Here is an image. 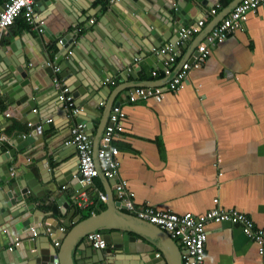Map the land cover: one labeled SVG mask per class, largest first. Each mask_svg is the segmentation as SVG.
<instances>
[{
    "label": "crops",
    "instance_id": "crops-1",
    "mask_svg": "<svg viewBox=\"0 0 264 264\" xmlns=\"http://www.w3.org/2000/svg\"><path fill=\"white\" fill-rule=\"evenodd\" d=\"M138 1L150 9L147 14L137 7L139 13L135 12L131 0H39L35 2L33 24L20 16L0 36V53L4 55L3 50L10 53L8 60L12 66L22 70L23 65L22 73L27 71V76L38 82L31 94L39 100L35 112L16 111L11 116V109L0 97V175L10 180L4 183L0 179V206L9 205L8 184L14 188L19 182L18 189H21L27 175L37 180L40 196L10 204L12 216L6 219L10 220L9 228L0 227L2 250L13 249L19 242L15 248L19 254L24 252L21 248L24 243L18 234L34 228L35 239L43 240L41 245L53 252L59 245L49 240L44 223L56 227V236L67 230V239L88 219L104 211L111 198L118 204L117 209L126 213L117 201L115 185L108 184L103 176H98L91 186L81 185L76 150L66 145L76 119L69 117L68 121L55 88L50 87L53 77L64 83L71 97L73 93L78 94L76 102L86 98L90 85L93 88L97 83L100 85L102 90L96 98L101 104L83 117L87 121L93 119L92 129H85L92 141L95 161L105 123H108L107 115L102 117L105 107L102 104L114 102L113 108L119 107L125 113L124 130L114 142L119 150L117 180L126 181L134 193L136 206L176 214H201L213 208V200L217 199V207L246 214L255 228L264 232V8L248 15L241 29L217 44L201 68L191 69L180 91H165L160 103L152 99L130 103L127 96L131 90L166 86L183 62H191L210 26L230 4L221 7L222 0H217L212 6L206 0L210 7L196 12L192 7L195 0H186V16L194 24L211 9L216 14L207 15L201 31L177 50L171 75L164 76L157 67L158 62L152 70L157 77L147 76L140 70L132 72L136 77L133 78L129 74L132 66L137 67L146 46H150L147 36L152 27L146 19L152 17L154 27L165 20L158 5ZM3 4L4 0H0V8ZM124 22L135 31L130 33ZM177 33L175 28L161 30L160 47L173 42ZM61 40L69 51L66 48L60 54L59 49L64 48ZM131 50L137 59L129 58ZM151 50L145 53L148 59L153 56ZM109 57L130 65L109 77ZM94 60H100L104 70L93 66ZM125 70L129 73L123 76ZM6 73L7 66L0 61V95L10 82ZM45 110L50 122L45 121L47 130L42 131L39 139L38 134L31 135V122L38 119L43 124L38 113L45 115ZM27 117L31 122L26 123ZM6 162L10 164L8 171L3 170ZM83 192L89 200L81 206ZM99 193L105 195V202L98 198ZM29 218L34 222L17 234L15 225ZM124 221L120 225L132 227L133 222ZM38 230H44L47 235H39ZM72 240L74 246L82 243L80 235ZM26 241L29 245L33 240L28 237ZM179 248L182 252L180 245ZM98 257L94 254L93 258ZM104 257L113 259L112 264L135 262L116 251ZM9 263L25 264L26 260ZM204 264H264V255H259L256 245L240 228L227 223L210 224Z\"/></svg>",
    "mask_w": 264,
    "mask_h": 264
},
{
    "label": "water",
    "instance_id": "water-1",
    "mask_svg": "<svg viewBox=\"0 0 264 264\" xmlns=\"http://www.w3.org/2000/svg\"><path fill=\"white\" fill-rule=\"evenodd\" d=\"M38 1L39 0H35L36 3ZM131 1H133V4L135 6V8L133 6L131 8L135 12L137 11L136 10L137 8L141 9L143 14H147L149 12L150 9L147 10V8L144 7L143 4H140L138 0H131ZM144 1H146L148 4L158 5L161 8V14L163 15L165 20H163L161 24L154 27L153 23L151 22L153 18L149 17L150 20L146 19V23L149 25V27H152V31L150 30L148 31L149 36H147L148 34L146 35L149 39L150 46H146V49L143 51L142 56H140L141 61L138 63L137 67L132 66V71L130 73L127 70H125L123 72V76L129 73L131 74V76H133V78H136L134 77L135 75H133L132 72L137 73L140 70H143L145 74L149 76L151 74V71L155 68L158 62L159 64L157 65V67L162 69L163 57L155 56V55L151 56L149 59L145 57V53L150 51V49H153L156 46L160 47L161 43H163L160 34L161 30L167 29L169 31H172L175 28L177 29V31H179L181 28L185 26H190L194 24V22L189 20V18L186 16L187 8L184 5V2L186 0H144ZM209 1L212 4V6L217 4V0H209ZM238 3H239L238 0H232L230 4L222 11V15L218 19H216L215 22L210 26V30L213 29L218 24V22L224 19ZM192 7L196 12H200V11L202 12L206 7H210V5H208V2H206V0H195V2L192 4ZM137 13L139 12L137 11ZM124 24L129 28L130 33H133L135 31V28L133 30L131 28V25H129L127 22H124ZM59 29L62 30V28L60 27ZM155 42H157L158 44L156 45ZM60 45L64 47L59 49V53L61 54L63 50L67 48V46L65 45V42L63 40H61ZM67 51H69L68 48ZM2 53L4 55L0 53V61H2L3 64L7 66L6 74L10 79V82L7 85V87L1 91V95H0L1 99L4 101L5 105L11 109L9 110L11 111L10 112L11 116L12 113L15 114L16 111L20 113L22 112V114L31 113L32 111L35 112L36 106L39 104L38 103L39 100L37 99V97L35 98V96L31 94V92L33 91L32 90L33 86L38 85V82L32 81L31 77L27 76V74H29L27 71L26 73H22V70H25V67L23 65H21L22 70H20L16 65H14V67L12 66L11 62L8 60V55L10 53L6 51L4 52V50ZM131 53L132 55L130 53L128 54L129 58L137 59V57L135 56L136 54L132 50ZM58 58L60 59V57ZM58 60L55 63H57ZM109 60L111 61L109 62V65L107 64L109 66L108 67L109 77L115 75L117 71L119 69H122L124 66L130 65L128 63L126 64V62L121 63L120 61L111 57H109ZM93 66H95L97 69L101 68V70H104V65L100 64V60H94ZM49 73L47 72L48 76ZM45 82L47 83L48 86V82L46 80ZM97 84H96V88H93V85H90L89 86L90 90L88 91V89H86L88 95L86 96L85 99L79 102H76L79 99L78 94L77 93L72 94V97L74 99V103H73L74 108L82 109L78 114H76L74 119H76V123L84 124L87 130L92 129L93 119L89 118V120L87 121L83 117H87V115H90V112L92 110H95L97 105L101 104V100L99 101V99L96 98V95L102 89L100 88V85ZM50 87L54 89L53 84ZM55 93H56V97H58L59 91H57V89H55ZM102 105L105 106L102 117H104L105 115L109 117L110 111L114 107L115 103L114 102L108 103L105 101L104 104ZM43 113H45V115L38 113V116L43 118L44 120L43 124L39 122L38 119L35 122L33 121L31 122L30 118L28 117L26 118V123L31 122L32 124L31 135L34 136L38 134L39 139L42 138V131L47 130L46 128L47 125L45 123V121H47L46 118L47 111L45 110V112ZM82 113H84L85 116H83ZM65 115L67 116L68 121L70 122V118L68 117L67 111H65ZM106 124L107 121L105 123V126ZM10 154L12 155V153ZM4 165L5 166L3 170L8 171V168H10L9 162H6ZM0 179L4 183L7 182L9 183L10 181L7 180L6 177L1 175H0ZM24 179H25L23 184L24 187H22L21 189H18V186L20 184L19 182L16 183V186L14 188L13 186H10V184H8L7 186V191L9 192L7 195L8 197L7 199L9 200V205H6L5 207L3 205L0 206V227L1 226L3 228L5 227L4 230L9 228V226L7 225L10 220L6 221V219H10V217L12 216L11 215L12 213L10 212V204L13 205L16 200L23 201L29 196H31L34 199L36 197H40L37 194L39 191V186H37V180L33 179L32 175H27L25 176ZM105 180L107 181L108 184L111 185L112 184L115 185L116 183L115 179L111 181V179L105 178ZM5 189L6 188L4 187L3 191ZM11 201H13V203ZM117 205L118 204H115L113 199L111 198V203L109 202L107 203L106 209L104 211L88 219L84 225L78 227L75 231H73L69 235V238L67 239L65 237V235L68 236L69 234L67 230H65L62 235L56 236V232H55L56 227L53 225H48V222L44 223L45 230L46 229L48 230L47 233L49 235V240L53 241L54 243H58L59 245V247L55 248L53 252H48V250L45 249V246L41 245V243L44 242L43 240H38L34 238V240L31 241L32 243H29L28 245V241L26 240L28 237L32 236L30 229L28 230V232H25L24 234H18L21 230H23L28 225H31L34 222L33 218H29L28 220L22 222L20 225H15V229L18 234V237H20V239L24 243V245L21 243V248L25 251L20 253L21 254L20 255L15 247L12 250H2V248H0V264H10L9 262L11 261L13 262V260L14 262L15 261L21 262L23 259L26 260L25 264H81V262L84 264H100L103 261H107V262L111 261L110 263H113L114 261L113 259L104 257V254H111L113 251L132 257L131 259H129L135 261L132 264H182L180 257L181 251L178 242L170 239V237L166 235L164 231L159 230L156 226L138 220L132 215L126 214L118 210ZM5 208H7L8 210L5 211ZM124 220L127 221L130 220V222H133L132 227L129 226L128 228H126L123 225H120L121 222L126 223V221ZM98 230L106 232L104 234V238L107 242L108 248H106L104 251L93 250L91 244L87 241V239H83V237H86L87 234ZM47 233L44 230L42 232H39L38 230V234L41 236L47 235ZM81 234H83V237H81ZM75 235L76 236L80 235V240H82V243L76 246H74L75 241L72 240ZM8 238L9 236L7 235V239ZM44 239H46L47 241L46 237ZM8 242H11V238ZM174 248L176 250V253L175 251L173 252ZM157 251H159V254L157 253ZM94 254H96L99 257L93 258Z\"/></svg>",
    "mask_w": 264,
    "mask_h": 264
},
{
    "label": "built area",
    "instance_id": "built-area-1",
    "mask_svg": "<svg viewBox=\"0 0 264 264\" xmlns=\"http://www.w3.org/2000/svg\"><path fill=\"white\" fill-rule=\"evenodd\" d=\"M260 8H264V0H241L224 19L205 35L203 41L196 47L193 60L183 62L166 86L133 89L128 93V102L135 103L139 100L152 99L155 103H160L164 98L165 91L171 93L180 91L184 87L191 69L201 68L210 56L212 49L217 44L224 42L235 31L241 29L247 21L248 15L256 14ZM215 14L216 10L211 9L207 15L214 16ZM207 15L203 16L197 23L181 28L173 42L152 49L153 55L163 57V68L161 70L164 76L171 75L176 62L177 50L184 46L193 35L201 31L205 25ZM20 16L28 24L34 23L35 0H4L3 7L0 8V36ZM151 75L157 77L156 71H152ZM51 81L54 88L59 91L57 100L64 111L68 112V117L74 118L80 112V109L74 108L73 99L69 95L68 89L56 77H53ZM125 116V113L119 107L113 108L109 114L108 123L103 129L100 145L96 152V161L92 141L85 126L81 123L71 126L70 139L66 142V145H72L76 150L81 185L91 186L93 181L100 175L106 179H115V194L123 210L141 221L156 226L173 241L178 242L182 247V264H204L207 226L210 224L227 223L240 228L243 235L256 245L259 255H264V232L256 229L254 223L246 214L233 209L224 210L217 207V199L213 200L215 205L213 208L201 214L190 212L176 214L170 211H158L149 207L136 206L134 193L128 189L126 181L117 180L119 175V150L114 142L116 137L124 130ZM46 122H50V120ZM1 138L4 139L3 136ZM80 198L79 204L81 206H84L89 200L84 192L80 195ZM98 198L102 202L106 201L105 195L101 193H99ZM30 230L31 240H34L37 237V231L34 228ZM86 239L95 250L102 251L107 248L104 235L99 231L87 234ZM55 245L57 246L58 243ZM18 246L19 242H16L14 247ZM9 250H12V248H9ZM102 264L112 263L105 261Z\"/></svg>",
    "mask_w": 264,
    "mask_h": 264
},
{
    "label": "trees",
    "instance_id": "trees-1",
    "mask_svg": "<svg viewBox=\"0 0 264 264\" xmlns=\"http://www.w3.org/2000/svg\"><path fill=\"white\" fill-rule=\"evenodd\" d=\"M231 0H222V4H221V7H226L229 3H230ZM103 233V231L101 232Z\"/></svg>",
    "mask_w": 264,
    "mask_h": 264
},
{
    "label": "clouds",
    "instance_id": "clouds-1",
    "mask_svg": "<svg viewBox=\"0 0 264 264\" xmlns=\"http://www.w3.org/2000/svg\"><path fill=\"white\" fill-rule=\"evenodd\" d=\"M130 215V214H129Z\"/></svg>",
    "mask_w": 264,
    "mask_h": 264
}]
</instances>
